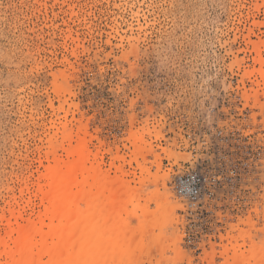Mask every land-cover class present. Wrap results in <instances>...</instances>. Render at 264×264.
<instances>
[{
    "label": "rangeland",
    "instance_id": "1",
    "mask_svg": "<svg viewBox=\"0 0 264 264\" xmlns=\"http://www.w3.org/2000/svg\"><path fill=\"white\" fill-rule=\"evenodd\" d=\"M230 128L264 143V0H0V264H264V150L211 233L169 184Z\"/></svg>",
    "mask_w": 264,
    "mask_h": 264
},
{
    "label": "built area",
    "instance_id": "2",
    "mask_svg": "<svg viewBox=\"0 0 264 264\" xmlns=\"http://www.w3.org/2000/svg\"><path fill=\"white\" fill-rule=\"evenodd\" d=\"M223 144L207 143L190 155V161L170 166V188L175 198L189 215L206 217L200 234L212 232V223H221L215 208L249 204L246 194L254 190V183L262 167L264 143L252 146V133L243 129H227L217 132ZM229 139L233 142L228 143ZM229 200L231 204L228 203Z\"/></svg>",
    "mask_w": 264,
    "mask_h": 264
},
{
    "label": "bare ground",
    "instance_id": "3",
    "mask_svg": "<svg viewBox=\"0 0 264 264\" xmlns=\"http://www.w3.org/2000/svg\"><path fill=\"white\" fill-rule=\"evenodd\" d=\"M80 168L79 165L70 163L67 167L60 173V176L70 177L74 175L77 170ZM55 184H53V187ZM71 187L69 189H61L60 196L58 200L53 203V207L57 210V217L61 219V224L59 231L62 233H67L75 229L76 231H80L83 227V224L89 219V212L83 211L82 213L77 209V207L71 201V194H76V192H71ZM79 215V222L77 225H73L70 219L73 215ZM78 234V233H77ZM121 239V238H120ZM78 247L80 249L85 247V244L81 241H78ZM67 254V253H66ZM91 260H95L93 256H91ZM66 264V263H64Z\"/></svg>",
    "mask_w": 264,
    "mask_h": 264
}]
</instances>
